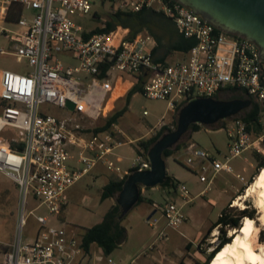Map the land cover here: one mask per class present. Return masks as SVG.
<instances>
[{
    "label": "built area",
    "instance_id": "1",
    "mask_svg": "<svg viewBox=\"0 0 264 264\" xmlns=\"http://www.w3.org/2000/svg\"><path fill=\"white\" fill-rule=\"evenodd\" d=\"M109 1L114 11L151 8L162 12L179 32L196 37L197 42L182 59L156 61V39L147 29L131 39L121 27L86 32L72 15L90 14V0H0V56L24 61L26 67L21 71L0 67V172L17 183L21 198L18 233L2 264H119L111 255L95 258L84 248L77 230L52 221L59 219L70 187L117 145L110 132L87 137L76 117H106L113 110L119 84L123 88L125 83L134 85L142 78L143 94L166 100L173 110L193 96L214 97L234 90L261 103L262 134L256 139L243 111L221 121L230 138L225 160L194 142L185 148L180 161L206 184L198 195L211 187L218 173L234 171L233 158L251 148L261 149L264 59L254 42L216 28L176 0ZM16 4L21 6V15L9 21L12 10H18L13 8ZM26 7L33 10L29 16ZM61 53L74 57L77 63L66 65L57 56ZM52 107L65 113H54ZM73 146L81 150L77 163L83 165L70 164ZM107 164L119 170L113 161ZM134 165L147 169L150 162L139 155ZM237 177L244 179L239 173ZM174 191L179 199L172 197L156 207L167 226L177 229L186 220L184 205L196 196L190 195L182 182H177ZM30 197L37 205L28 209ZM41 206L49 215L36 212ZM30 215L38 226L26 237L23 233ZM167 239V231L161 230L156 241ZM133 262L135 259L127 264Z\"/></svg>",
    "mask_w": 264,
    "mask_h": 264
},
{
    "label": "rangeland",
    "instance_id": "2",
    "mask_svg": "<svg viewBox=\"0 0 264 264\" xmlns=\"http://www.w3.org/2000/svg\"><path fill=\"white\" fill-rule=\"evenodd\" d=\"M90 1L93 4V11H98L100 16L95 17L92 12L90 14L75 13L72 15L73 19L83 28L93 25L104 26L105 20L114 12V6L109 0ZM26 10H28L29 14L33 12L30 7H26ZM57 56L66 65L77 63L74 57L65 55L64 53L57 54ZM176 59H180V55L171 57L170 61L173 62ZM0 67L22 70L25 67V62H19L11 56H0ZM120 92L123 93L121 84H119L118 89L113 95L116 102L114 103V107L116 109H121L125 105L124 98L121 99L122 102L118 103V99L123 96ZM227 94L229 93L224 92L221 95L225 96ZM115 96L117 97L115 98ZM112 103H110L109 107H112ZM114 107L112 111H114ZM51 110L54 113H65L56 107H52ZM174 110L169 107L166 100L151 99L141 92H137L132 96L128 110L120 118L117 125L111 129L113 139L122 143L114 150V152L123 158L119 163L122 169L128 168L136 156L135 146L139 140H136V138L151 136L158 132L163 125L175 128L174 125L178 119L179 110ZM145 111L147 113H144ZM76 122L83 127L81 131H92L95 127L104 124L105 117L92 120L89 117L77 116ZM154 127L156 128L153 132L148 131ZM214 127L202 125L199 130L192 132L191 138H188L190 134V131H188L182 138L183 140L185 139L186 145L166 159L168 174L178 179L179 182L184 183L189 189L190 195L196 196L191 203L183 207V211L187 215L191 213L190 218L180 224L177 229H172L167 226L160 208L155 206L157 211L151 218H148V215L154 210L153 206L148 202L136 205L124 218V225L128 230L126 240L111 254L119 264H127L132 259H135L133 264H195V261H204L210 251L220 243L219 234L221 233V226H217L207 233V230L200 229L198 224L202 223L203 220L206 222L216 221L227 205L236 207L237 209L248 208L253 214L252 218L256 219V225H258L257 242H264V225L259 220L261 213L256 207V196L251 195L246 199H241L239 205L234 204V200L239 195H242L246 187L251 183V178L253 177L254 179L256 176L257 161L254 157L256 148H251L244 152L243 155L233 158L231 164L234 171H222L218 173L211 187L203 195L198 194L205 187V183L200 181L198 176L180 161L185 156V148L192 142L211 151L217 158L225 160L226 154L229 153L228 144L230 138L225 126L217 127L215 125ZM166 132L167 130L163 133ZM260 133L262 134V131ZM260 133H253V139L258 138L261 135ZM131 139L133 141H130ZM259 146L260 150H262L261 153L264 154V140L260 142ZM72 150L71 165H73V161L79 158L81 152L75 146L72 147ZM246 156L247 159L245 158ZM251 162L254 163L253 167H251ZM78 164L83 165L82 163ZM101 169V166L91 169L65 195V200L68 201L66 213L70 224L91 226L100 220L103 213L111 205V199L101 200V191L106 181L105 177L99 174ZM237 173H240L244 179L238 178L236 176ZM244 186L243 193L237 195ZM144 195L157 205H163L166 200H170V196L175 195V192L171 191L169 187L157 185L146 189ZM36 205L37 202L30 197L27 208L30 209ZM20 207L21 198L17 183L9 176L0 172V264L3 263L4 254L18 233ZM36 212L38 214L49 215V210L45 206L39 207ZM234 212V210L231 211V214ZM154 222L156 225L152 226ZM54 223L66 226L65 223L60 221ZM36 224L34 216L30 215L27 226L24 229V236L32 235ZM185 227H187L186 235L180 233V230H184ZM235 229H227V236L232 237V230ZM161 230L167 231L168 239L156 241L158 233ZM188 238L192 241L195 240V243L190 244V247L184 244V241H187L186 239ZM96 251L92 250L95 258L101 255L100 252Z\"/></svg>",
    "mask_w": 264,
    "mask_h": 264
},
{
    "label": "trees",
    "instance_id": "3",
    "mask_svg": "<svg viewBox=\"0 0 264 264\" xmlns=\"http://www.w3.org/2000/svg\"><path fill=\"white\" fill-rule=\"evenodd\" d=\"M13 11L10 13L8 20L15 21L21 15V6L18 4L14 5ZM99 15L98 13H95ZM118 25L129 28V37L133 38L140 30L146 28L156 38V46L153 48L154 59L165 61L169 55L175 52L186 53L193 45L196 44V37H187L177 29L174 21L167 17L162 12H157L151 8H144L140 11H125L116 10L112 12L105 20L104 26H96L92 29L91 33L94 32H108L116 28ZM87 36V34H85ZM143 80L137 81L134 86L124 95L125 105L121 109H114L106 118L103 125L95 127L94 132L111 130L117 123L123 114L128 110L132 96L136 92L143 93ZM216 98L232 99V98H251L252 104L250 107L243 110L242 117L248 124L249 129H254L256 134L262 131L261 123L259 118L263 111L261 103L255 100L250 95L240 93V91H231L229 94L222 96L220 94L215 95ZM182 103L177 110L183 105ZM177 121H175L174 127H176ZM224 125H217L221 127ZM202 127L201 124L192 123L189 127L190 134L188 138H191L193 131L199 130ZM215 128V127H213ZM173 127L163 125V127L151 136L142 137L137 141L136 151L138 154L146 156L148 149L154 144L157 139L163 134L164 131H171ZM186 145L185 139H181L174 147L167 148L164 150L163 155L165 158L174 155L176 152L181 150ZM254 157L257 161L256 174L264 166V154L261 151L256 150ZM137 168H131L130 171H134ZM125 178L115 179L109 181L102 190L101 199L104 200L108 197H115L117 193L122 189ZM253 181V177L250 182ZM179 182L176 178L167 174L164 183L161 184L163 187L176 188V184ZM245 186L240 189L237 194L243 193ZM144 196H140L139 202L144 200ZM235 211L231 214V211ZM245 216L253 217V214L248 208L237 209L236 207L227 205L224 207L222 212L216 221H214L208 228L207 233L211 232L215 227L221 226V233L219 234L220 243L214 247L210 253L206 256L204 261H195V264H209L215 254L231 240V237L227 236V229L240 228L242 219ZM125 216H121V207L118 203L112 205L105 213L102 221L94 224L90 227H82L83 245L85 249H89L91 244H96L103 250L104 255H110L115 249H117L127 238V228L124 225ZM190 243L187 244V247Z\"/></svg>",
    "mask_w": 264,
    "mask_h": 264
},
{
    "label": "water",
    "instance_id": "4",
    "mask_svg": "<svg viewBox=\"0 0 264 264\" xmlns=\"http://www.w3.org/2000/svg\"><path fill=\"white\" fill-rule=\"evenodd\" d=\"M202 16L216 28L254 42L264 59V0H176ZM252 104L251 98L193 96L179 109L176 127L163 133L147 151L150 167L129 173L116 201L125 216L140 198V185L154 187L164 183L168 171L163 152L174 147L192 123L206 127L221 125ZM69 107H73L69 103ZM150 218V217H149Z\"/></svg>",
    "mask_w": 264,
    "mask_h": 264
},
{
    "label": "crops",
    "instance_id": "5",
    "mask_svg": "<svg viewBox=\"0 0 264 264\" xmlns=\"http://www.w3.org/2000/svg\"><path fill=\"white\" fill-rule=\"evenodd\" d=\"M25 12H26V14L29 16V15H31V14H29L28 13V10H26L25 9ZM92 13L94 14V16L95 17H99L100 16V14H99V12L98 11H92ZM95 13H98L99 15H96ZM92 18V17H91ZM92 20H93V18H92ZM94 26V25H93ZM91 26V27H86L85 29H87L86 30V32H88V33H91V31H92V29L93 28H95L96 26H98V25H96V26ZM119 27H121V29H125L124 30V32L127 34V38H129V39H131L130 37H129V32H130V29L129 28H126V27H123V26H121V25H118L116 28H114L113 30H115V29H117V28H119ZM144 29H146V28H144ZM144 29H142V30H140L138 33H140L141 31H143ZM148 30V29H147ZM149 31V30H148ZM150 32V31H149ZM137 33V34H138ZM151 33V32H150ZM136 34V35H137ZM135 35V36H136ZM153 35V34H152ZM134 36V37H135ZM154 36V35H153ZM133 37V38H134ZM156 39V38H155ZM157 43V42H156ZM156 46V45H155ZM154 46V47H155ZM180 55V59H182V58H184V55H185V53H181V52H175V53H173V54H171V55H169V57L166 59V60H169L170 61V58L171 57H174V56H179ZM24 70H26V67H24L23 68ZM22 69V70H23ZM17 71H21V70H17ZM136 83V82H135ZM134 85H132V84H130V83H125L124 84V86H123V93L122 92H120V94L121 95H123V96H121V98H119L118 99V103H120V102H122V98L124 97V94H126L128 91H129V89H131L132 87H133ZM137 93V92H136ZM114 103H116L115 101H114ZM115 106V105H114ZM115 108V107H114ZM173 111H175V110H173ZM113 111H111L110 113H112ZM109 113V114H110ZM108 114V115H109ZM107 115V116H108ZM106 116V117H107ZM103 117V116H102ZM105 117V118H106ZM156 127H154V128H150V130H148L149 132L151 131V132H153V130L155 129ZM88 130V129H87ZM253 130V132L254 133H256L255 131H254V129H252ZM101 132H110L111 134H112V132H111V130H104V131H97V132H94L93 130L92 131H86L85 133H86V136L88 137V136H91L92 134H96V133H101ZM192 134V133H191ZM112 137H113V135H112ZM137 139H140V138H136V140ZM130 141H133V139H131ZM113 142L114 143H116L117 145L115 146V148L116 147H118L119 145H121L122 143L121 142H117V141H115L114 139H113ZM115 148H114V150H115ZM114 150H113V152L112 153H110V154H108L107 155V157H106V159L105 160H103V159H101V160H98L97 162H96V164L92 167V169L93 168H96V167H98V166H101V172H99V174H102L104 177H105V179H106V181H105V184H104V186L109 182V181H111V180H115V179H122V178H124L125 176H126V178H125V180L127 179V177H128V175H129V173H131V172H133V171H130L131 170V168H137V169H139V167H138V165H134V163H135V160H136V158L140 155V156H142V158H143V160H147V161H149L148 160V158H147V154H146V156H144L143 154H138V152L136 151V148H135V158L133 159V161H132V163L130 164V166L128 167V168H126V169H122V167L120 166V162L122 161V156L121 155H119V154H117L116 152H114ZM260 151H262V150H260ZM73 152V151H72ZM88 154H92V155H94V153H91L90 151H88ZM246 159H247V156L245 157ZM167 159V158H166ZM108 160H110V161H113L114 162V164H115V166H118L119 167V170H117V169H115V168H109L108 167V164H107V161ZM75 162V163H74ZM182 163V162H181ZM73 164L74 165H76V166H79V164L77 163V160L76 161H73ZM183 164V163H182ZM184 165V164H183ZM232 165V164H231ZM185 166V165H184ZM254 166V163L253 162H251V167H253ZM233 167V166H232ZM136 169V170H137ZM140 170H142V169H140ZM135 171V170H134ZM238 174V173H237ZM237 174H236V176H237ZM240 174V173H239ZM241 175V174H240ZM178 180V179H177ZM125 182V181H124ZM124 185V184H123ZM161 185V184H160ZM206 185V184H205ZM74 186V185H73ZM72 186V187H73ZM103 186V187H104ZM72 187H70V189L72 188ZM123 188V187H122ZM148 188H150V187H146V186H144V185H140V191H141V193H140V196L142 195V196H144L145 197V195H144V192L146 191V189H148ZM70 189L66 192V194L70 191ZM169 189L171 190V191H174L175 189L174 188H172V187H169ZM204 189V188H203ZM202 189V190H203ZM102 190H103V188H102ZM122 190V189H121ZM120 190V191H121ZM201 190V191H202ZM119 191V192H120ZM200 191V192H201ZM119 192L117 193V195H116V198H117V196H118V194H119ZM175 192V195L174 196H170V198H176V200L177 199H179L180 197L177 195V192L176 191H174ZM101 193H102V191H101ZM107 199H111L112 200V203H111V205L109 206V208L112 206V205H114L115 203H117V201L115 200V197H108V198H106V199H104V200H107ZM140 199V198H139ZM102 200V199H101ZM181 200V199H180ZM103 201V200H102ZM149 203V204H151L152 206H153V208H154V210H153V212L150 214V215H148V218L150 217H152V215L157 211V208L155 207L156 206V203L154 202V201H152V200H150V199H148V198H146L145 197V199L144 200H142V201H140L139 202V200L137 201V203L133 206V207H135L136 205H138V204H140V203H142V204H146V203ZM187 204H189V203H187ZM186 204V205H187ZM185 206V205H184ZM35 207V206H34ZM132 207V208H133ZM67 208H68V201H66V205H64L63 206V208H62V212L60 213V215H59V219L57 220V219H55V218H52V221L53 222H62V223H65L67 226H69L70 227V229H73V230H77L78 231V233L80 234V237H82V242H83V235H82V227H90V226H79V225H76V224H70L68 221V217H67ZM108 208V209H109ZM156 208V209H155ZM108 209L103 213V215L101 216V218H100V220L97 222V223H99L100 221H102V219H103V217H104V215H105V213L108 211ZM132 210V209H131ZM130 210V211H131ZM129 211V212H130ZM129 212L127 213V214H129ZM126 214V215H127ZM186 214V213H185ZM190 216H191V213H189V215H187L186 214V220L187 219H189L190 218ZM36 220V219H35ZM185 220V221H186ZM184 221V222H185ZM37 222V221H36ZM214 221H208V222H206L205 220H203L202 221V223L200 222L199 224H198V227H200V229H202V230H204V231H206V230H208V228H209V226L213 223ZM97 223H95V224H97ZM94 225V224H93ZM37 226H38V223L36 224V226L33 228V233H35V231H36V229H37ZM92 226V225H91ZM186 228V229H185ZM184 228V230H180V233H183L184 235H186L185 233H186V231H187V227H185ZM199 233V232H198ZM127 235H128V230H127ZM187 241H184L185 243V245H187V244H194L195 242V240H191L190 238H188V239H186ZM179 241V240H178ZM197 241V240H196ZM84 246V245H83ZM190 247V246H189ZM85 248V247H84ZM90 252H92V250H97L96 252H100L101 254L103 253V250L99 247V246H97L96 244H91L90 245V247H89V249H88ZM116 250V249H115ZM114 250V251H115ZM113 251V252H114ZM112 252V253H113ZM111 253V254H112ZM110 254V255H111ZM112 256V255H111ZM116 260V259H115ZM117 261V260H116ZM103 264H105V262H103ZM143 264H146V263H143Z\"/></svg>",
    "mask_w": 264,
    "mask_h": 264
},
{
    "label": "bare ground",
    "instance_id": "6",
    "mask_svg": "<svg viewBox=\"0 0 264 264\" xmlns=\"http://www.w3.org/2000/svg\"><path fill=\"white\" fill-rule=\"evenodd\" d=\"M251 195L256 196V207L261 213L259 220L264 225V166L245 192L234 200V204L239 205L241 199ZM258 230L256 219L245 216L240 228L232 230L231 240L215 254L209 264H264V242H257Z\"/></svg>",
    "mask_w": 264,
    "mask_h": 264
}]
</instances>
